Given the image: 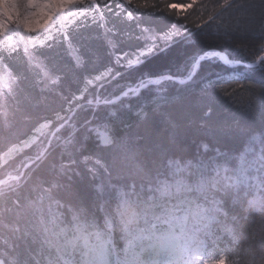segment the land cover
Returning a JSON list of instances; mask_svg holds the SVG:
<instances>
[{
  "label": "snow or ice",
  "instance_id": "obj_1",
  "mask_svg": "<svg viewBox=\"0 0 264 264\" xmlns=\"http://www.w3.org/2000/svg\"><path fill=\"white\" fill-rule=\"evenodd\" d=\"M250 73L264 75V0H0V140L19 115L31 135L6 156L47 141L0 179V223L23 221L0 264H264V83H240ZM162 81L175 95L149 87ZM233 82L258 87L243 117L217 107ZM257 138L237 164L232 146ZM30 185L47 187L34 201Z\"/></svg>",
  "mask_w": 264,
  "mask_h": 264
},
{
  "label": "trees",
  "instance_id": "obj_2",
  "mask_svg": "<svg viewBox=\"0 0 264 264\" xmlns=\"http://www.w3.org/2000/svg\"><path fill=\"white\" fill-rule=\"evenodd\" d=\"M253 2L255 4H259L260 0H253ZM260 12V9L257 8L256 9V14L258 15ZM157 23H159V21H157ZM237 43H239V41H237ZM244 45L241 44V47H243ZM230 47L235 48L236 44H232L230 45ZM124 63H127V61H125ZM18 64H16V61L12 62V68L13 70H15V68L17 67ZM220 68V70H219ZM222 65H213L212 66V70L216 71L215 73L217 74H222L225 69H221ZM104 69L101 68L100 71H103ZM121 71H123V68L120 69ZM173 71H175L176 69L173 68ZM208 71V66H205V74H207ZM97 73H93V75H96ZM166 83H170V87L168 90H165L164 92L162 91V93H167V92H172L173 95H175V90L178 89L180 86L178 84L174 85L171 82H167ZM126 83H128L127 81H123V80H115L114 82L111 83L110 86L106 85V87H109V90H113V87H116L117 84L123 86ZM240 83L244 84V85H260L261 83H264V75H261L259 73H251L249 74V79H246L244 81H241ZM81 88L84 87V84L81 83L80 85ZM89 87V91L93 92L94 89L96 88V85H90ZM152 89V88H151ZM153 90V89H152ZM233 90H235V93L233 95H224V92H228V93H233ZM216 94L219 96V103L217 105L218 110L224 114V115H234V116H238V117H243L244 115V109L248 108L250 103L252 102V100L255 98L256 95H258V87H253L251 90H249L248 88H241L238 87L237 83H226V84H217L216 86ZM69 92L68 89H57L56 92V98L52 101L53 106L58 105L61 103L62 98L64 96H68ZM76 96H79L80 93L76 92L75 93ZM92 97L89 96V99H91ZM69 99H71V97L69 96ZM153 99H155V97H153ZM82 102H86V101H82ZM64 107L67 109L68 105L65 102L64 103ZM167 105H160V108L163 110L165 108H167ZM101 130H103V128H101ZM28 133V135H31V130L28 126V124L25 122V118L21 117V116H17L15 119V127L12 130V133L9 136V141L8 143L4 142L3 140H0V179L4 178L6 176V172H12L16 169V167H18V162L19 165L21 163H26L27 157L28 156H34L37 152H39L41 150V148L37 145H33L30 148H26L24 149L23 153H20L18 156H16V158L10 162H7L5 165H1V163L3 161H1V158L4 156L6 157L5 153L8 152L9 148H11L13 146V144L15 143H19L17 137H22L23 139H27V136H25L24 134ZM95 135V134H94ZM42 141V140H41ZM46 140L44 139V141H42V145L45 144ZM234 148L237 149L236 153H235V162L237 164H239V158L241 155H244L249 147H252L256 152H259L260 147H261V143H260V139L257 138V140L249 145L247 142L245 143H238L234 146H232ZM193 151H195V148H193ZM15 155V153H14ZM57 161H59V154H57L56 157ZM177 163L183 164V161L180 160L179 157H175L174 158ZM165 164H167V161H165ZM165 177H161V179H164ZM168 179H171L170 176L167 177ZM114 183H116V181L114 180ZM46 185H41L40 189L46 188ZM139 182L137 183V191H139ZM40 189H35L34 190V186H29V188L24 189L22 191V195L24 197H28L34 201L38 200L39 197L41 195H43L44 193L40 190ZM254 195H257L258 193H253ZM193 196L195 194H192ZM251 198V197H249ZM12 199H15V197L13 196ZM53 207V211H59L62 212L64 215L62 217V222L60 224V227H64V226H68L69 228L71 227V223H72V216L71 214L68 212L67 207H64L62 209H57L55 204L53 203L52 205ZM113 209L115 208V203H113L112 205ZM44 208L45 211L47 212L48 209V201L45 200L44 201ZM98 215V219L96 220V228L102 232L106 231L105 229V225H104V217L102 214H97ZM259 217H257L258 219ZM84 218H82L83 220ZM88 220L91 219V217H87ZM4 224H7L8 227H4ZM23 226V221H20V223H17V217L15 216V214L9 215L6 219L3 220V223H0V237L3 236H9L11 234L12 229L17 228V227H22ZM141 226H143V224H141ZM91 230V229H90ZM71 234V233H70ZM115 236L116 239L119 241V247H123V241H120V232H119V228H117L115 230ZM227 239V238H226ZM243 245H241L242 247ZM219 257V253L217 254V258ZM241 257L238 255H231L229 257H227V262L226 264H233V261H240Z\"/></svg>",
  "mask_w": 264,
  "mask_h": 264
},
{
  "label": "rangeland",
  "instance_id": "obj_3",
  "mask_svg": "<svg viewBox=\"0 0 264 264\" xmlns=\"http://www.w3.org/2000/svg\"><path fill=\"white\" fill-rule=\"evenodd\" d=\"M21 57H23V52L21 51ZM20 63V61L19 60H17L16 61V64H19ZM222 65V64H221ZM220 65V66H221ZM221 69H224L223 68V66H222V68ZM219 70H220V68H219ZM214 72H216V71H214ZM230 73H228V72H226V71H224L222 74H219V75H221V76H225V78H227V76L229 75ZM251 74V73H250ZM154 78H159V77H154ZM115 80H113L112 82H114ZM233 83H235V82H233ZM150 88H152L153 89V91L154 92H157V93H162V91L164 92L165 90H168L169 88H171L170 87V83L168 84V83H166L165 81H162L161 82V84L160 85H150L149 86ZM113 89H115V87H113ZM119 94V93H118ZM100 131L101 132H103V130H101L100 129ZM41 140L42 141H44V139L43 138H41ZM42 141L41 142H38V143H36L35 145L37 146H39L40 148L42 147ZM47 142V141H46ZM45 142V143H46ZM20 154V152H17V153H15V155L13 154L12 156H6V157H2L1 158V161H3L2 163H1V165H5L7 162H10V161H12V160H14L15 158H16V156H18ZM26 163H27V161H26ZM21 164H25L24 162L23 163H21ZM20 164V165H21ZM20 165H19V162H18V167H16V169L17 168H19L20 167ZM1 167V166H0ZM8 172H6V174H7ZM4 178H6V176L4 177ZM3 179V178H2Z\"/></svg>",
  "mask_w": 264,
  "mask_h": 264
},
{
  "label": "bare ground",
  "instance_id": "obj_4",
  "mask_svg": "<svg viewBox=\"0 0 264 264\" xmlns=\"http://www.w3.org/2000/svg\"><path fill=\"white\" fill-rule=\"evenodd\" d=\"M69 235H71V234L69 233Z\"/></svg>",
  "mask_w": 264,
  "mask_h": 264
}]
</instances>
